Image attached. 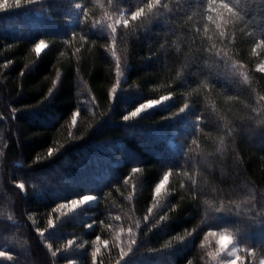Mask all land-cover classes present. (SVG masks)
Wrapping results in <instances>:
<instances>
[{"label": "trees", "instance_id": "16d2710c", "mask_svg": "<svg viewBox=\"0 0 264 264\" xmlns=\"http://www.w3.org/2000/svg\"><path fill=\"white\" fill-rule=\"evenodd\" d=\"M263 58L264 0H6L0 264H215L214 227L264 257Z\"/></svg>", "mask_w": 264, "mask_h": 264}, {"label": "rangeland", "instance_id": "374dc122", "mask_svg": "<svg viewBox=\"0 0 264 264\" xmlns=\"http://www.w3.org/2000/svg\"><path fill=\"white\" fill-rule=\"evenodd\" d=\"M258 67L264 69V58L259 62ZM221 237L230 239L222 241ZM239 242L237 234L229 228L214 227L207 230L201 246L204 253L210 256L215 264H231L232 261L242 264L245 260L250 262L255 260L257 264H264V257L254 259L253 254L255 253L247 250Z\"/></svg>", "mask_w": 264, "mask_h": 264}, {"label": "snow or ice", "instance_id": "6c2138e0", "mask_svg": "<svg viewBox=\"0 0 264 264\" xmlns=\"http://www.w3.org/2000/svg\"><path fill=\"white\" fill-rule=\"evenodd\" d=\"M19 3H20V0H16V4H17V6H19ZM5 6H6V0H5V5H0V8H4ZM77 7H79V5H78ZM148 7H149V8H152L153 5H152V4H149ZM221 8L224 9V10H227L228 13H232V12H233L232 7H230V5H229L228 3H223V4L221 5ZM142 12H143V8H141V9H139V10H137V11H133V12L131 13V17H132V19L135 20L138 16H140V15L142 14ZM209 19H211V17H209ZM124 23L127 24L128 21H124ZM112 30L115 31V29H112ZM44 47H45V43H44L43 40H41V41H40L38 44H36V46H35V51H36V53L39 54V53L41 52L42 48H44ZM118 67H119V65H118ZM262 70H264V69H262ZM113 92H116V89H115V88L113 89ZM165 99H167V98H165ZM159 103H161V101H149L147 104H142V105H140L138 108H136V110H135L134 112H132L131 115H132L133 117H135V116H137L138 114H140L142 111H144L145 109H150L151 107H153V106H155V105H157V104H159ZM186 107H187V106H186ZM183 110H184V108H182L180 111H183ZM128 118H129L128 116H125V117H124L125 120H128ZM198 119H199V117H198ZM51 152H52V150L49 149V153H50V154H51ZM167 181H168V176L165 175L163 181H161V183H160V186H158V187L156 188L157 193L160 192L161 187H163V185H164ZM18 187H19L20 189H24L25 185H24L23 183H20V184L18 185ZM93 199H95V197L92 196V195H85V196H83V197L80 198V199H74V200L71 201L72 208L75 209V208H77L78 205H83V204H85L86 202H89V201H91V200H93ZM98 239H99V237H98ZM225 239H230V238L221 237V240H222V241L225 240ZM68 244L71 245V244H72V240H69V241H68ZM53 255H55V253H53ZM91 255H92L93 258H95L96 255H97L96 251H93V252L91 253ZM6 256H7L9 259H11V256H9L7 252H5V251H0V257H6ZM231 264H237V262H236V261H232Z\"/></svg>", "mask_w": 264, "mask_h": 264}]
</instances>
